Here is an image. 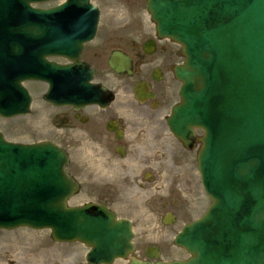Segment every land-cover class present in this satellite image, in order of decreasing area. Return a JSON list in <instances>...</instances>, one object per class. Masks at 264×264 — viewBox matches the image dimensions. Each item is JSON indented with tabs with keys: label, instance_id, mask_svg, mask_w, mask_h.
I'll return each mask as SVG.
<instances>
[{
	"label": "flooded vegetation",
	"instance_id": "af4514ba",
	"mask_svg": "<svg viewBox=\"0 0 264 264\" xmlns=\"http://www.w3.org/2000/svg\"><path fill=\"white\" fill-rule=\"evenodd\" d=\"M139 9L133 3L127 12L132 14ZM134 25L137 26L136 23ZM143 28L109 31L104 37L98 38L93 46L84 48L80 55L81 62L94 69V84L104 87L106 97L111 96L112 99L105 109L90 105L79 111L72 108L61 110L59 121L54 125L60 131L70 134L76 131L87 133L93 140L101 143V150L93 151L100 156V166L90 162L78 164L74 158L70 161L72 176L79 187L78 194L83 193L93 198L94 204L111 210H114L112 207L122 198H146L143 201L146 205L144 212L125 218L132 222L135 230L134 256L139 260L154 262L170 259L172 225L167 226L165 222L168 217L175 220L188 215V198L194 192L190 191L191 184L188 185L183 192L185 200L177 213L172 207L177 193L172 186V175H167L168 180L164 184L156 185L157 174L153 171L156 160L150 151L164 145L162 141L165 132L158 115L171 102L172 83L164 78L151 81V66L158 67L162 76L171 64L172 50L156 42L152 54L145 55L144 44L150 34ZM112 50L125 51L132 57V76H136L134 79L112 78V75L109 77L105 63L107 54ZM138 82L145 87L143 92L147 99L143 102L137 101L131 94ZM99 95V100L105 97L103 93ZM68 142L73 143V140ZM134 166L137 167V175H134ZM183 178L186 179L187 175ZM82 246L78 244L74 248V264H86V252ZM149 247L158 248L157 258H149ZM50 251L43 264H56L54 257L60 256V251Z\"/></svg>",
	"mask_w": 264,
	"mask_h": 264
},
{
	"label": "water",
	"instance_id": "95a60500",
	"mask_svg": "<svg viewBox=\"0 0 264 264\" xmlns=\"http://www.w3.org/2000/svg\"><path fill=\"white\" fill-rule=\"evenodd\" d=\"M85 1L86 0H82L83 3ZM160 3H161L160 0H156L154 4H153V0L148 2V11L151 13L152 19L157 25V30L160 24V17L162 16V14L160 15L159 13V11L161 10V7H157L158 4ZM167 36L170 37L173 41L180 43L183 47V53L186 54L188 45L185 41L182 40L179 34H177L176 32H172V33H168ZM39 58H43V55H40ZM185 64L184 66L178 67L175 69V75L177 79L181 80L183 83V86L187 87V91L184 92L183 89H181L180 91V97L182 100L181 106H184V107L189 102L188 96L192 94L193 92L199 90L200 85L203 80V77L199 74L197 67L191 66L189 63H185ZM110 65L112 66L113 69L117 70L118 72L123 71L122 65L119 64L117 60L111 61ZM234 82H235V79H234ZM254 86H255V81L247 85V89L253 92ZM207 98L208 96H206L203 100H206ZM198 104L199 103L196 104L195 108H192L191 112L193 114L198 115L199 119L205 118L204 116L205 110H203V108L200 105L198 106ZM218 105L220 107H223V104L221 102H218ZM250 105L252 104L251 103L247 104V106H250ZM263 108H264V103L261 104L258 110L255 111V115H257V111ZM176 110H177V107L174 108V111ZM18 111L20 110H17L16 113H19ZM22 111L26 112L27 109L22 110ZM206 111L207 113H209L207 109ZM215 111L216 110H214L213 114L214 113L218 114V112H215ZM225 114L228 115L227 112H225ZM0 115L3 116V113H1V111H0ZM183 124H185V122H183ZM183 124H181V129L179 132L181 133L184 131L187 133L185 136L182 137L184 142L187 144L188 138L190 139V136H191V128L195 127L198 124L195 121L191 122L189 125H183ZM176 125H180V123L176 122ZM227 126L229 127V123H227ZM239 126H241L240 130L243 132V126L240 124ZM201 128L204 129L205 131V128L203 126H201ZM227 130L229 134L230 149L232 150L231 153L229 154L228 159H230L231 164L235 172L237 173L236 178H238V175L240 177H246L251 172L250 168L252 169L253 167L259 165L260 163V154L264 150V132L262 133V136L257 143V145L259 144V146L256 148V151L253 152L254 154L251 153V146H248V144L250 145L251 143L253 133L249 134L246 140L247 144H246L245 151H243V154L241 155L243 156L244 160L240 161V166H239V162H237L236 164L235 157H234L235 156L234 154H237V152H240L238 146H236L238 142H235L234 136H233V133L230 127ZM52 148L54 149V151L60 154V161L57 164L58 173L60 176V180L63 182L61 183L66 186L68 192L65 191L55 197L47 198L45 201L41 203V206L49 210L54 209L58 213H64L67 211L64 207V202L66 198H68L71 195L73 188L70 184V179L64 173V166L67 163L65 154L60 152L56 147L52 146ZM50 157H51L50 155L45 157L46 169L48 170H50L51 168V162L49 161ZM0 166H1V162H0ZM240 184L242 183H238L237 181H235V183H232L230 190L237 192L236 189L239 188ZM215 190L217 189L215 188ZM212 194L213 193H209L213 201V204H215V207H219L222 204L221 196L219 195L213 196ZM238 197H239V194L237 195L236 199ZM29 198L30 196L26 199V201L19 200V205L24 206L28 204L27 200ZM238 207L239 206H236V208ZM242 207H243V204L240 206V209ZM73 211L75 214L76 228H75V232L69 235L58 234L56 228L53 226L52 223H43V224L36 225L32 221L24 219L25 216L20 217L17 221H14L8 224L0 223V227H6V228H11V227H16V226H28V227H33V228L49 227L52 229V235L55 239L69 240V239H74V238H80V235L77 232L78 231L77 227L82 225L83 215H87L89 216L88 217L89 219L93 218L94 220H91V221H93V224L95 226H98L97 231L94 233H90L88 237L81 236V239L91 241L90 243L93 248V252L89 256L90 260H96V262L103 261L105 263H108L115 256L117 255L122 256L124 254L123 251L125 252L130 249L129 240L131 238V234H130V227L128 223H121V222L115 221L110 214L106 213L103 210H97L93 212V211H88L86 209H81V210H73ZM263 217H264V212H258L254 220L257 222H260ZM99 218L100 220H98ZM86 223H89V222H86ZM200 223H203V220ZM203 227L206 228V225ZM61 230L64 231L62 226H61ZM192 239H195L196 242L193 241ZM95 240H100V242L98 243ZM198 240L201 243H199ZM176 244L185 248L190 254L193 255V258L188 260L185 263H172V264H231V262H234L232 261V259L236 257L235 254H237L238 252V250H235V248H232V250L224 252V254H222L223 257L217 261L216 259L212 258L208 253V250L206 248L207 237L205 236L204 240L202 239L201 236L197 237L196 232L194 230V226L192 225L184 227L182 233L179 234V236L176 239ZM113 247L115 248L113 249ZM109 248L113 250L109 251ZM101 255H106V256H101ZM131 264H148V263H139L136 261H132ZM256 264H264V260H262V262H257Z\"/></svg>",
	"mask_w": 264,
	"mask_h": 264
},
{
	"label": "rangeland",
	"instance_id": "374dc122",
	"mask_svg": "<svg viewBox=\"0 0 264 264\" xmlns=\"http://www.w3.org/2000/svg\"><path fill=\"white\" fill-rule=\"evenodd\" d=\"M102 4L103 7V11H102V21H101V29L103 26L105 25H110L112 22L109 18V3L106 0H97ZM141 1V0H140ZM149 20H148V24H149ZM152 29V26H151ZM181 60V56H177L174 59V63H177ZM179 88V84L175 83V90H177ZM29 118H17L16 120H8V119H2L0 118V131H2L5 135V137L7 139L10 140H14V141H22V142H29L32 140H36L41 136H38V134H34V133H30L27 131V129L24 127L26 126L25 123L26 121H28ZM54 133V132H53ZM26 136V137H25ZM198 136H201V133H198ZM45 137L51 138V139H55L57 137V134L54 133V135L52 136V134H47ZM198 146L197 145L193 152H188V154L186 153V155L191 158L193 156H195L197 154V150H198ZM197 181H198V174H197ZM203 195L201 196V202L205 203V200L202 199ZM199 199V200H200ZM75 200V199H74ZM74 200H71L70 203H73ZM81 200L80 202L86 200V199H79ZM198 205V200L194 203V206ZM199 206V205H198ZM195 210V216H198V213L196 214V209ZM182 222H178L174 227H173V233L177 232V230L180 228ZM22 231V230H19ZM172 233V234H173ZM31 235H33V239H40L41 236H46L47 234L45 232H40V233H32ZM1 240V239H0ZM182 256H186L184 252H182ZM0 264H4V262H0ZM117 264H120V262H118Z\"/></svg>",
	"mask_w": 264,
	"mask_h": 264
}]
</instances>
